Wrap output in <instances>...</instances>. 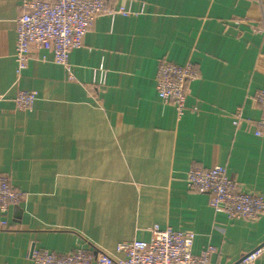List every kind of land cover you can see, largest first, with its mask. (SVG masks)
Segmentation results:
<instances>
[{
    "label": "crops",
    "instance_id": "1",
    "mask_svg": "<svg viewBox=\"0 0 264 264\" xmlns=\"http://www.w3.org/2000/svg\"><path fill=\"white\" fill-rule=\"evenodd\" d=\"M25 1L0 0V174L24 195L0 214L9 223L0 225V264H36L34 247L124 259L117 246L148 241L155 226L192 231L195 255L213 249L209 264H235L263 246L264 217L216 213L186 177L224 166L264 196V128L256 136L255 126L263 111L254 100L264 88V34L254 30L264 0H107L131 14L99 16L70 53V72L42 50L17 78ZM163 59L200 74L181 117L156 90ZM20 91L37 93L31 110L17 109Z\"/></svg>",
    "mask_w": 264,
    "mask_h": 264
},
{
    "label": "built area",
    "instance_id": "2",
    "mask_svg": "<svg viewBox=\"0 0 264 264\" xmlns=\"http://www.w3.org/2000/svg\"><path fill=\"white\" fill-rule=\"evenodd\" d=\"M24 9L17 20V78L27 69L32 54L42 50L51 51L55 62L70 72V53L83 46L86 35L99 16L131 14L126 9H111L107 0H27ZM254 30L264 34V15L259 26L254 25ZM98 73L96 84L103 87L106 80L104 67H100ZM199 76L193 63L178 66L163 59L155 77L161 102L174 107L179 117L183 116L187 110L188 87ZM36 100V92L20 91L15 98V105L19 111L25 112L33 108ZM254 100L263 111L262 118L255 123L256 136H262L264 88L257 91ZM242 122L241 110L238 109L234 125L239 126ZM186 185L191 191L208 195L215 212L223 213L229 219L258 221L264 217V196L245 189L228 175L224 166L192 168L187 173ZM23 198V193L12 186L9 178L0 174V214L7 217L11 208L21 203ZM0 225L9 227L6 219ZM194 239L192 231L155 226L150 229L148 241L135 240L117 246V252L123 254L124 259H115L103 251L86 248L60 254L36 247L31 250L30 258L36 264H209L213 249L207 248L200 255H195L192 251ZM263 257L264 245L244 255L235 264H256Z\"/></svg>",
    "mask_w": 264,
    "mask_h": 264
}]
</instances>
